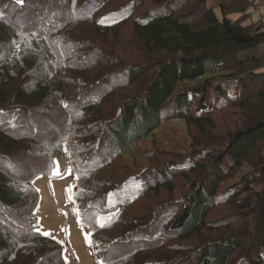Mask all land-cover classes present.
Here are the masks:
<instances>
[{
	"label": "trees",
	"instance_id": "obj_1",
	"mask_svg": "<svg viewBox=\"0 0 264 264\" xmlns=\"http://www.w3.org/2000/svg\"><path fill=\"white\" fill-rule=\"evenodd\" d=\"M208 3L0 0V264H66L35 216L59 159L102 264H264V24ZM167 120L192 149L125 162Z\"/></svg>",
	"mask_w": 264,
	"mask_h": 264
},
{
	"label": "rangeland",
	"instance_id": "obj_2",
	"mask_svg": "<svg viewBox=\"0 0 264 264\" xmlns=\"http://www.w3.org/2000/svg\"><path fill=\"white\" fill-rule=\"evenodd\" d=\"M208 1L209 6L215 8L220 0ZM253 13L255 14L254 11ZM262 51L264 52V47ZM192 147L193 140L185 122L167 120L149 139L126 152L125 162L131 163L139 171L140 165L143 167L146 165L145 160L141 159L142 155H139L143 151L166 149L186 153ZM65 155L69 156L67 150ZM71 171L69 160L59 159L53 176H41L35 181L40 196L35 211L39 229L42 234L54 238L65 246L66 264H102L103 252L99 251L96 241L88 236L89 229L82 228L76 219L73 204L69 201L75 186ZM143 207L144 205H138L133 210L138 212Z\"/></svg>",
	"mask_w": 264,
	"mask_h": 264
},
{
	"label": "crops",
	"instance_id": "obj_3",
	"mask_svg": "<svg viewBox=\"0 0 264 264\" xmlns=\"http://www.w3.org/2000/svg\"><path fill=\"white\" fill-rule=\"evenodd\" d=\"M252 2V8L249 10L250 20L255 23L264 24V0H249ZM255 14L253 13V11ZM253 14V15H252Z\"/></svg>",
	"mask_w": 264,
	"mask_h": 264
},
{
	"label": "snow or ice",
	"instance_id": "obj_4",
	"mask_svg": "<svg viewBox=\"0 0 264 264\" xmlns=\"http://www.w3.org/2000/svg\"><path fill=\"white\" fill-rule=\"evenodd\" d=\"M18 2H22V0H18ZM87 238V237H86Z\"/></svg>",
	"mask_w": 264,
	"mask_h": 264
}]
</instances>
